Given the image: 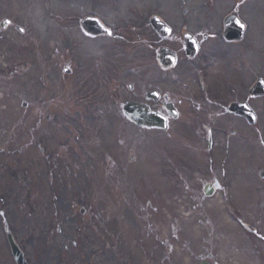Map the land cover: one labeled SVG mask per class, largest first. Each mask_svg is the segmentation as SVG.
I'll return each mask as SVG.
<instances>
[{
  "label": "rangeland",
  "instance_id": "374dc122",
  "mask_svg": "<svg viewBox=\"0 0 264 264\" xmlns=\"http://www.w3.org/2000/svg\"><path fill=\"white\" fill-rule=\"evenodd\" d=\"M183 2L0 0V23L11 21L0 30L4 256L10 229L30 264H199L210 253L215 264H264V154L257 160L231 155L240 154L244 139L251 150L264 152V99L253 104L262 108L263 128L249 129L224 115L242 94L240 86L264 78V0ZM184 7L187 18L181 17ZM233 8L248 20L247 39L221 48L216 59L215 44H205L199 56L204 69L198 70L208 76L198 79L192 66L190 75L174 71L196 99L181 94L172 73L163 81L164 91L182 100V116L170 130L127 124L121 106L143 90L147 40L158 39H145L150 16L164 14L169 24L197 16L205 24L197 31L209 27L212 33ZM92 14L112 30L111 38L84 36L80 21ZM68 62L71 75L61 72ZM232 63L237 84L225 72ZM209 133L216 144L210 153ZM214 177L221 186L229 182L232 194L223 185L204 200L203 182ZM226 199L238 210L229 209ZM231 214L242 221L239 227Z\"/></svg>",
  "mask_w": 264,
  "mask_h": 264
},
{
  "label": "flooded vegetation",
  "instance_id": "af4514ba",
  "mask_svg": "<svg viewBox=\"0 0 264 264\" xmlns=\"http://www.w3.org/2000/svg\"><path fill=\"white\" fill-rule=\"evenodd\" d=\"M184 12L186 13L187 11H184ZM197 21H198V18H196L195 21H192L191 23L196 24ZM199 28L201 27L197 25H194V26L192 25V28L190 29H188L187 26H180L175 32H171V34L166 38H158L156 41H152V37L149 36V39L147 40V47H146L147 51L145 54V58L142 59V61H144L145 63V78L146 79L144 83V86H145L144 89L146 88L147 90L143 92V94L145 95L147 91L149 92L155 91L158 94V98L156 101L153 100L154 98H151L152 100H150V102H148L147 104L152 109L157 110L159 113L163 115L166 114L165 107L169 104H172V103L174 104L172 99H174V96L176 95V94L174 95L173 93H166V94L164 93L167 91H164L165 85L163 81H167V74H171V73L173 74L170 76L174 81L177 82L176 84L179 85L180 89L182 90L181 94L190 95V97L196 99V95L192 94L191 91L189 92V85L187 83H183V81H180L176 75L178 74L182 76L185 73H187L188 75L192 74L190 66H192L194 69H198V68L204 69V61H201L200 59L198 60V57L202 53L203 43L206 40L208 41L209 36L197 31V29ZM222 29L223 28L221 26L220 30L222 31ZM187 31L191 33L193 39L197 42L199 46L198 55H196L192 59L186 56L185 44L183 40V33ZM145 34L146 35L144 36L146 39L148 37L147 35L152 34V32L147 31ZM212 38L213 39L220 38L222 41H224L222 33L220 34L219 38H217L216 36H213ZM165 46L168 48H170L169 46H173V50H175L177 54V61L179 62L177 66H175L174 69L165 70L161 68L156 62L158 61L157 60V50ZM216 49L218 48H215L213 50H216ZM219 51L220 50L214 51L213 54H216L217 52L219 53ZM163 61H166V60H163ZM153 66L154 67L156 66V68H154ZM174 71H176L177 74L175 73L174 75ZM199 71L203 72V70H199ZM154 72H158L160 77H153L152 74ZM150 97H153V96H150ZM177 104L181 106L182 105L181 100H178ZM259 125H261V122H258L256 127H258ZM208 141H212V139L210 138L208 139ZM258 153L261 154L262 151H258ZM213 181H216V180H213ZM262 183L264 184V181H262ZM0 264H8V263L6 261H3V259L0 258ZM9 264L11 263L9 262Z\"/></svg>",
  "mask_w": 264,
  "mask_h": 264
},
{
  "label": "water",
  "instance_id": "95a60500",
  "mask_svg": "<svg viewBox=\"0 0 264 264\" xmlns=\"http://www.w3.org/2000/svg\"><path fill=\"white\" fill-rule=\"evenodd\" d=\"M84 26L88 29L89 32L91 31L94 34L98 33V30L95 28V25L93 22H91V21L85 22ZM124 113L127 115V117L131 121L138 123L139 125L161 126V123L158 120V118H156L154 116H148V114H146L145 109L139 105L128 104L124 108ZM149 122H151L152 124ZM16 255L19 257V255L17 253H16Z\"/></svg>",
  "mask_w": 264,
  "mask_h": 264
},
{
  "label": "snow or ice",
  "instance_id": "6c2138e0",
  "mask_svg": "<svg viewBox=\"0 0 264 264\" xmlns=\"http://www.w3.org/2000/svg\"><path fill=\"white\" fill-rule=\"evenodd\" d=\"M6 23H11L10 21H7Z\"/></svg>",
  "mask_w": 264,
  "mask_h": 264
}]
</instances>
